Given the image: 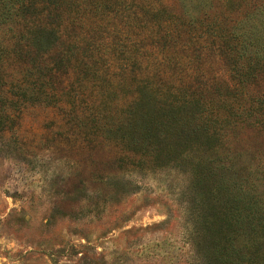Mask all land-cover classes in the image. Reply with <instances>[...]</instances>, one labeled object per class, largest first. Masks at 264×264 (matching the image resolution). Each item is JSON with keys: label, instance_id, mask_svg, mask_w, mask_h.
I'll return each instance as SVG.
<instances>
[{"label": "trees", "instance_id": "obj_1", "mask_svg": "<svg viewBox=\"0 0 264 264\" xmlns=\"http://www.w3.org/2000/svg\"><path fill=\"white\" fill-rule=\"evenodd\" d=\"M0 62L28 93L64 64L66 97L130 86L115 120L99 96L88 110L124 150L188 174L185 264H264L263 171L237 167L245 129L264 132V0H0Z\"/></svg>", "mask_w": 264, "mask_h": 264}, {"label": "rangeland", "instance_id": "obj_2", "mask_svg": "<svg viewBox=\"0 0 264 264\" xmlns=\"http://www.w3.org/2000/svg\"><path fill=\"white\" fill-rule=\"evenodd\" d=\"M68 67L28 93L12 84L15 74L4 84L0 62V264H185L188 174L153 168L106 138L92 120L101 118L97 107L115 120L131 87L108 84L100 95L94 86L75 97L80 89L69 86L66 97L59 83ZM96 96L104 104L88 110ZM241 136L237 167L262 170L264 194V132Z\"/></svg>", "mask_w": 264, "mask_h": 264}]
</instances>
